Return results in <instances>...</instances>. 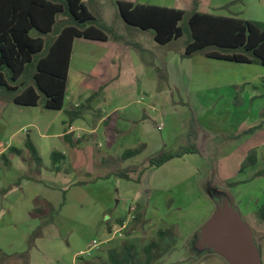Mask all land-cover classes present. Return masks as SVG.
Here are the masks:
<instances>
[{
    "label": "rangeland",
    "instance_id": "rangeland-1",
    "mask_svg": "<svg viewBox=\"0 0 264 264\" xmlns=\"http://www.w3.org/2000/svg\"><path fill=\"white\" fill-rule=\"evenodd\" d=\"M83 1L134 45L110 36L106 42L76 40L62 110L44 109L42 94L35 107L10 102L0 110V150L8 159V165L0 159V251L29 248V264H110L107 250L115 248L119 258L121 245L127 244L143 263L142 248L160 231L174 243L162 244L152 264H228L190 246L215 213L217 197H225L250 229L264 264V222L257 213L264 204V171L254 177L264 170V68L200 53L185 58L186 31L158 45L151 31L120 18L115 0H97V6ZM226 3L215 13L264 23V0ZM80 82L86 84L80 87ZM78 103L77 110H86L85 129L70 144L58 134ZM94 114L108 120L91 132L88 117ZM27 137L39 165L24 146ZM189 143L198 153L140 175L149 158ZM10 148L21 154L9 153ZM130 150L137 153L124 157ZM53 152L64 155L58 171L52 170ZM251 154L253 164L247 159ZM42 201L56 210L46 225L49 214ZM35 203L44 208V219L34 215ZM123 223L113 236L112 228Z\"/></svg>",
    "mask_w": 264,
    "mask_h": 264
},
{
    "label": "trees",
    "instance_id": "trees-1",
    "mask_svg": "<svg viewBox=\"0 0 264 264\" xmlns=\"http://www.w3.org/2000/svg\"><path fill=\"white\" fill-rule=\"evenodd\" d=\"M113 5L128 26L151 31L153 41L158 45L170 44L186 31L189 40L182 55L185 58L200 53L210 60L264 68V23L202 13L195 9L185 12L125 1H114ZM184 19L185 27L180 24ZM49 35L52 38L47 39ZM109 36L126 46L134 45L107 27L83 0H0V94L9 97L13 104L24 107L37 106L42 94L44 109L62 110L73 41L106 42ZM189 136L194 140L195 131L189 132ZM63 137L69 142V135ZM24 146L30 152L31 160L39 165L38 154L28 137ZM8 152L21 154V150L15 148L8 149ZM136 153V150H130L123 156ZM194 153L198 150L193 143L174 153L161 152L147 160L140 175L171 159ZM63 158L61 153L51 154L55 171H58V163ZM0 159L8 165L5 154ZM247 159L253 164L252 154ZM263 171L257 172L254 177L262 175ZM43 204L49 214V220L43 223L46 225L51 222L56 210L46 202ZM44 208L35 205L34 215L44 219ZM257 213L264 222V204L258 207ZM37 236L38 231L31 236L30 245ZM166 236L159 231L156 240L142 248L145 255L143 263L137 261L134 248L127 244L121 245L119 258L115 248L107 250V261L110 264H152L156 259L154 254L162 244L165 248L173 245L174 242H169ZM190 241L193 243V238ZM0 264H29V248L14 254L0 251Z\"/></svg>",
    "mask_w": 264,
    "mask_h": 264
},
{
    "label": "water",
    "instance_id": "water-1",
    "mask_svg": "<svg viewBox=\"0 0 264 264\" xmlns=\"http://www.w3.org/2000/svg\"><path fill=\"white\" fill-rule=\"evenodd\" d=\"M217 198V209L193 237L192 249L198 253L209 250L228 264H261L250 229L225 197Z\"/></svg>",
    "mask_w": 264,
    "mask_h": 264
},
{
    "label": "crops",
    "instance_id": "crops-1",
    "mask_svg": "<svg viewBox=\"0 0 264 264\" xmlns=\"http://www.w3.org/2000/svg\"><path fill=\"white\" fill-rule=\"evenodd\" d=\"M115 1H125V2H130L134 4H139V5H150V6H158V7H166V8H173V9H179V10H186L192 9L197 10L198 12L202 13H211L215 15H220L224 16L221 14H216L215 12L220 10L222 7L225 6L226 1L230 0H115ZM91 5L97 6V0H90ZM92 6V7H94ZM95 8V7H94ZM82 41L84 39H75L72 44V49L74 42ZM83 42H94L97 43L98 41H91V40H84ZM71 58H72V50H71V55H70V62H69V69H68V75H67V83L69 80V70H70V65H71ZM80 87H83L86 82H80ZM11 101L9 100V97L0 94V110L7 106L6 104L10 103ZM12 103V102H11ZM13 104V103H12ZM14 106H17L14 104ZM74 104V106L70 109V115H69V120L67 123L64 125V129L60 134H58L60 137L64 139V135H69V142L70 144H74L76 141H78L80 138H82V134L85 127L84 123L86 121L85 115H86V110L85 111H80L77 110L81 107V105L78 103ZM76 119V120H75ZM90 119V126L93 128L90 130L91 132L95 131V127L101 123L103 120H108V118H104L101 115H93L92 118L88 117ZM84 120V121H82ZM159 130L161 129V126L157 127ZM77 132V133H75ZM66 141V139H64ZM3 154V149L0 150V156ZM63 155V154H62ZM64 156V155H63ZM104 157H102V160ZM152 169V168H150ZM149 169V170H150ZM52 170H54L52 168ZM55 171V170H54ZM48 203L47 201H43ZM49 204V203H48ZM36 205V204H35Z\"/></svg>",
    "mask_w": 264,
    "mask_h": 264
},
{
    "label": "built area",
    "instance_id": "built-area-1",
    "mask_svg": "<svg viewBox=\"0 0 264 264\" xmlns=\"http://www.w3.org/2000/svg\"><path fill=\"white\" fill-rule=\"evenodd\" d=\"M125 228V224L123 223L120 227H113L112 229H113V236L115 235V234H117V233H120V231H121V229H124ZM110 233H112V232H110ZM98 245V243L97 242H95V241H93V246H97Z\"/></svg>",
    "mask_w": 264,
    "mask_h": 264
}]
</instances>
